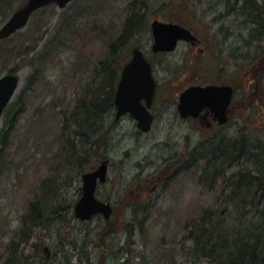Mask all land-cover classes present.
<instances>
[{"label":"rangeland","instance_id":"rangeland-1","mask_svg":"<svg viewBox=\"0 0 264 264\" xmlns=\"http://www.w3.org/2000/svg\"><path fill=\"white\" fill-rule=\"evenodd\" d=\"M27 1L0 0V28ZM133 1L74 0L64 9L52 4L33 14L28 25L15 35L0 39V77L17 72L20 78L0 128V154L5 153L7 158L0 174V252L3 254L28 212L30 201L47 194V182L53 172L55 175L59 172L62 179L54 176L53 182H57L51 185L52 200L58 197L75 206L80 199L82 174L96 169L108 158V178L99 185L96 196L111 202L113 215L108 219L98 215L86 221L75 216L68 239L76 242V248L68 244L67 237L60 239V235H66L57 232L62 225L51 223L48 236L42 240L43 248L54 254L49 263L211 264L209 258L198 260L190 254L192 250L197 252L194 241L188 237L204 209L221 207L214 205L218 192L199 182L196 162H191L190 170L173 179V160L183 155L182 160L186 157L190 160L189 151L215 132L236 134L244 128L242 125L252 130L264 129V113L259 108H249L246 101L252 96L248 86L255 80L251 78L263 77L264 65L260 59L253 67L244 64L242 58L247 55L244 52L236 59L231 56L232 51L240 50L234 47H240L246 35L235 17L224 21L222 26L229 27L238 38L229 37L224 45H221L222 37L213 42L207 40L210 33L221 30V18L216 16L219 11L213 9L217 0H142L131 11ZM186 2L191 10L183 7ZM144 4L153 7L150 18L132 27L129 40L136 42L122 48L121 53H131L133 47L140 46L153 64L159 85L151 109L155 115L153 127L143 133L130 115L115 120L114 106L103 121L110 132V146L86 150L74 127L64 129L60 112L71 115L85 88L93 81V85L102 84V75H98L101 64L109 53L116 52L111 47L115 39L119 41L127 17L143 12ZM162 16L185 24L203 42L196 45L182 42L173 52L153 53L151 23L156 18L163 20ZM62 36L66 41L57 39ZM250 47L251 56L257 52L264 57V41L262 50ZM130 57L129 54L121 62L126 63ZM213 81L232 83L237 92L229 123L221 128H209L207 132L205 120L194 122L179 117L177 101L185 87ZM258 94L264 96L260 89ZM261 101L264 104V98ZM7 133L8 143H3ZM253 134L264 136V133ZM75 146L80 147V158L75 157ZM68 155L74 159L73 172L69 171L71 166L68 171L65 169ZM64 173L66 178L62 176ZM68 179L71 183L64 184ZM157 181L161 186L149 195ZM191 219V225H187ZM46 232L37 228L35 235L44 236ZM36 236L31 245L40 246ZM67 256L70 263L66 262Z\"/></svg>","mask_w":264,"mask_h":264},{"label":"trees","instance_id":"trees-1","mask_svg":"<svg viewBox=\"0 0 264 264\" xmlns=\"http://www.w3.org/2000/svg\"><path fill=\"white\" fill-rule=\"evenodd\" d=\"M138 1L142 0H134L130 4L131 11ZM195 1L198 2V0ZM189 4L186 2L183 7L191 10ZM143 9V12L127 17L119 41L114 40L111 48L116 52L109 53L106 62L101 64L102 69L98 74L99 76L102 75V84L96 86L92 84L93 81L88 88H85L83 98H80L75 104V109L71 115L65 111L60 112L61 117H63L62 122L65 125L63 126L64 129L74 127L77 132V139L84 141L86 150L110 146V132L103 121L108 114L107 112L115 106L116 82L125 64L121 60L127 58L129 54L131 55V53H121L122 48L125 46L128 48L136 42V40H129L130 31L141 20L150 18L149 12L153 10V7L144 4ZM213 9L219 13L225 11L224 21H228L232 17L240 20L244 30H246L243 44L240 47H234L235 50L239 48L240 50L236 51L237 53L232 51L231 56H236L233 57L236 59L241 57L244 52V55L247 54L246 57L242 58L244 64L253 67L260 59L263 66L264 57L257 52L251 56L249 52L250 46L262 50L264 0H217ZM162 17L165 21H177L165 16ZM221 26L220 28H223ZM209 36L214 39L217 38L215 33H210ZM250 36L253 38L249 39ZM57 39L60 42L66 41L63 36L57 37ZM243 49L245 50L243 51ZM251 79H254L255 82L248 86V90L252 96L256 97L251 96L246 101L250 105L249 108H259L264 113V104L261 101L264 96L260 94L262 98L258 94L259 89L264 92V76H260L259 80H256L258 77ZM252 98L255 100L253 101ZM252 102L255 104H251ZM55 105L58 103L56 102ZM255 117L257 118V116ZM261 118L259 116V119ZM6 122L8 124V120ZM242 126L244 128L238 130L236 134L227 135L220 132L211 134L197 145L194 151L189 153L191 162L198 163L196 166L199 182L208 190H217L218 200L214 202V205L221 206L220 208L211 207L209 210L204 209L196 218V228L189 231L188 238L194 241L197 252L192 250L190 254L196 256L198 260L203 257L209 258L211 264H264V136L253 134L264 133V129L252 130L248 125ZM8 133L4 140L2 136L3 143H8L6 141ZM71 144L72 141H70ZM6 159V154L1 153L0 174L5 168ZM72 161L73 158L70 155L68 163V168L71 166L70 172H73L74 161L73 164ZM180 161V163H174L177 168L176 172L174 171L175 173L172 174L173 179L191 169L190 160L182 161L180 159ZM80 168L82 169V167ZM59 175L58 172L55 176ZM59 177L61 180L62 177ZM53 180L54 177L47 182V189L45 188L47 196L30 201L29 210L23 216L20 226L13 232L6 246V251L4 254L0 252V264H51L48 260L52 259L54 254L48 257L50 250L45 246L43 248L42 240L43 237L48 236L49 225L53 224L54 221L62 225V229L57 232L66 234L65 236L60 235V239L64 240L67 237L68 244L76 248V242L68 239L74 229V224L71 223L72 220H75L73 202H63L58 197L52 200L51 185L57 182H53ZM69 183H71L69 179L64 181V184ZM50 199L53 201L52 203L49 202ZM191 223L192 219L187 225H191ZM37 228H42L47 232L44 236H36L35 230ZM35 236L40 241V246L36 243L31 245L32 238ZM66 262L70 263L69 256L66 257Z\"/></svg>","mask_w":264,"mask_h":264},{"label":"water","instance_id":"water-1","mask_svg":"<svg viewBox=\"0 0 264 264\" xmlns=\"http://www.w3.org/2000/svg\"><path fill=\"white\" fill-rule=\"evenodd\" d=\"M72 0H28L10 17L0 30V38H7L25 27L32 13L51 3L64 8ZM154 35L153 51H172L180 39L192 41L194 36L189 29L174 23L156 19L152 22ZM20 84L16 73H6L0 77V123L1 115L12 100ZM157 83L152 73V65L140 49H135L132 59L125 65L115 94L117 118L126 113L138 120V127L144 131L151 128L153 115L149 108L153 103ZM233 88L230 86H190L180 95L179 112L182 117H197L204 108H209L215 120L223 124L228 120V106L231 103ZM145 100V104L143 103ZM108 160H104L93 172L84 175L83 197L75 205L76 217L87 220L102 213L109 218L113 212L110 203L95 197L98 179L105 182Z\"/></svg>","mask_w":264,"mask_h":264},{"label":"flooded vegetation","instance_id":"flooded-vegetation-1","mask_svg":"<svg viewBox=\"0 0 264 264\" xmlns=\"http://www.w3.org/2000/svg\"><path fill=\"white\" fill-rule=\"evenodd\" d=\"M216 16H219V18H221V21H220V24L222 25L223 23H224V19H223V17L225 18L226 16H225V11H222L221 13H218V14H216ZM237 22L238 23H240V25L241 26H243L242 25V22L239 20H237ZM221 27H223V28H221V31H219L218 33H215V37H217L218 39L219 38H221L222 37V44L221 45H224L225 44V41H226V39L227 38H229V37H231V38H233L234 36H236L237 37V35H236V33L234 32V31H232L231 30V32H228L227 31V29H225L224 28V26H221ZM244 27V26H243ZM228 28V27H227ZM199 38V37H198ZM217 38H216V40L214 39V38H211L210 39V41H217ZM238 38V37H237ZM253 38V36H250L249 37V39H252ZM244 39H245V36H244ZM199 40L201 41V39L199 38ZM221 48H222V46H221ZM203 116V115H202ZM202 116L200 115V117H198V118H192V117H188V118H185V119H187V120H192V121H194V122H198V121H203V119L204 118H202ZM204 117H209V116H204ZM206 122H207V124H206V131H209V118H207V119H204ZM217 123L216 122H213V124H212V128H214V127H217ZM83 144H84V142H83ZM85 146V145H84ZM78 148H80V147H78V146H75V150H76V152H77V155L75 156V157H78V158H80L81 156L79 155V152H80V150L78 149ZM69 155L66 157V159H67V163H66V168L65 169H67V171H68V162H69ZM184 157V155L182 156V158ZM182 158H180L181 160H182ZM180 159H177V161L176 160H173V163H179V162H181L180 161ZM73 161H74V159H73ZM73 161H72V164H73ZM81 160L79 159V162H80ZM175 161V162H174ZM78 162V161H77ZM170 166H172V164H170ZM176 167H177V165L175 164V165H173L172 166V168L175 170V172H176ZM93 169H91V171H92ZM78 171H76V173H77ZM174 172V173H175ZM172 174V173H171ZM171 174H169V176H171ZM55 176V174H54V172L52 173V178ZM62 176L63 177H66V174L64 173V174H62ZM82 176H83V174H82ZM159 179H161V178H159ZM83 183V182H82ZM158 186H161V183H160V181H157L153 186H152V188L150 189V192H149V195L150 194H152V193H154V191L157 189V187ZM82 193H83V185L81 186V187H79V189H78V195H80V197L82 196ZM140 201V200H139Z\"/></svg>","mask_w":264,"mask_h":264},{"label":"bare ground","instance_id":"bare-ground-1","mask_svg":"<svg viewBox=\"0 0 264 264\" xmlns=\"http://www.w3.org/2000/svg\"><path fill=\"white\" fill-rule=\"evenodd\" d=\"M225 29H227V31H228V32H231V30H230V28H229V27H228V28H225Z\"/></svg>","mask_w":264,"mask_h":264}]
</instances>
